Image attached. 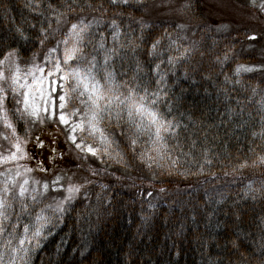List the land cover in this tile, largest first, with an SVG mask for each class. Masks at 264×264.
Returning a JSON list of instances; mask_svg holds the SVG:
<instances>
[{
    "label": "trees",
    "instance_id": "trees-1",
    "mask_svg": "<svg viewBox=\"0 0 264 264\" xmlns=\"http://www.w3.org/2000/svg\"><path fill=\"white\" fill-rule=\"evenodd\" d=\"M231 1L236 10L220 8L228 14L211 18L214 0H0V59L15 51L21 68L43 63L80 21L94 43L103 37L119 48L116 21L120 42L135 45L113 58L117 80H130L139 66L143 86L159 91L157 108L178 125L158 153L146 136L133 151L115 121H105L109 156H92L63 140L58 121H46L42 133L39 122L13 117L23 147L39 144L34 169L43 180L59 170L82 185L21 264H264V9L255 6L264 0ZM7 107L11 115L14 101ZM78 107L74 101L68 111ZM9 148L0 139V152ZM54 195L61 199L52 189L38 198L17 235L58 202Z\"/></svg>",
    "mask_w": 264,
    "mask_h": 264
},
{
    "label": "snow or ice",
    "instance_id": "snow-or-ice-1",
    "mask_svg": "<svg viewBox=\"0 0 264 264\" xmlns=\"http://www.w3.org/2000/svg\"><path fill=\"white\" fill-rule=\"evenodd\" d=\"M57 22H60L59 17ZM112 27L114 29L112 41L119 44V48L107 47L103 37L94 43L89 39L90 25L80 21L71 24L65 38L58 41L56 47L48 50L42 64L34 63L27 70L22 69L17 59H14L17 55L15 51L7 53L0 59V127L6 130L0 132V139L10 144L6 152H0V166L16 164L15 174L10 167L0 171V238L6 237L3 239L2 247L10 249L12 253L27 254L29 249L25 244L31 241H36L38 246V238L41 237L46 225L52 222V217L67 210L65 205L82 187L70 183L64 189L67 195L63 200L55 205H46L36 214L34 223L24 224L23 234L17 235L22 217L30 215L32 207L39 202L38 198L49 191V184L44 183L41 186L39 181L30 180L27 176V173L32 171L30 168L24 167L21 170L18 162L27 154L23 148L25 141L17 134L13 117L17 121L25 120L32 123L58 121L60 126L67 129L68 140L78 150L92 156H99L101 149L87 144L82 138L78 141V134L82 136L87 133L92 137L98 135L100 143L107 146L103 149L104 153L108 154L111 140L103 127L105 121L109 124L115 121L117 127H120L121 135L128 137L129 146L133 151L140 138L146 136L154 145L152 151L164 153L167 148L166 137L176 135L178 125L166 119L157 108L161 99L159 91L150 93L140 82L139 66L130 80L122 82L117 80V74L111 67L113 58L125 47L134 51L135 45L132 41H129L128 45L122 44L116 21L112 22ZM43 43L42 40L41 44ZM159 43L158 40L153 44V55L156 54ZM90 44L91 50L86 52L85 49ZM188 52L189 50L185 49L179 56H169L168 64L175 65ZM160 67V64L155 67L157 75H160ZM10 71L11 76L7 74ZM163 80L164 77L160 75L156 83L160 85ZM9 99L15 103L11 115L7 107ZM74 101H78L80 107L69 112L68 108ZM76 117H79V120L75 119ZM260 163L264 164V157L260 158ZM60 180L61 177L58 176L52 184L56 185ZM17 207L19 212L15 211ZM46 210L50 211L52 216L45 215ZM13 216L16 219L15 224L10 223ZM9 227L12 229L11 232L7 231ZM14 241H17L15 247ZM2 260L3 254L0 253V264ZM10 264H15V257Z\"/></svg>",
    "mask_w": 264,
    "mask_h": 264
},
{
    "label": "rangeland",
    "instance_id": "rangeland-1",
    "mask_svg": "<svg viewBox=\"0 0 264 264\" xmlns=\"http://www.w3.org/2000/svg\"><path fill=\"white\" fill-rule=\"evenodd\" d=\"M228 1L229 0H214L216 5L213 4L212 7L209 5V9H208L210 11L209 12L210 17L213 18L214 15H218V16L224 17V15L228 14L227 13L228 10H230V9L232 11L236 10L235 7L233 8V6L231 5L232 1L231 0H230V2H228ZM210 4H212V3H210ZM255 6L261 7L262 9H264V7H262V6H264V1L256 2ZM220 8H224V9H228V10L222 11ZM62 47H63V45H61V48ZM39 64H42V63H39ZM29 66L23 67L22 69L27 70V68ZM69 112H71V111H69ZM75 119L79 120V117H76ZM48 122H50L49 124H51V123L55 124V122H53L51 120H49ZM39 124L41 125L42 133H44V132L49 130V125L48 124H46V123H39ZM60 127L62 128V129L60 128L61 132H64V134H65V135H63L64 136L63 140H65V142H69V140L66 137L67 136V129L64 128L63 126H60ZM81 138L84 139V141L87 144L92 145V146L97 147V148H100L101 149V154L106 155L104 153L103 149L105 147H107V146L100 143L98 135L96 137H92V136H89L87 133L82 134V136H80L78 134V141ZM69 143H71V141ZM32 145H33L32 143H29V145L27 144L26 146L23 147L24 151H25V153L27 155L25 156V158L23 160L19 161V164L21 165V170H23L24 167L32 169V171L30 173H27L28 178H30V180L39 181L41 186L44 183H48L49 184V190H51V189L53 190L55 188L56 190H53V191L54 192H59V194L61 195V199H60L59 195H54L53 197L55 198V200L58 201V202L63 200L64 197L67 195V192L64 189H66L68 187V185L71 183V178H69V176H68L69 174H67V173H65L63 171L53 170V174H49L48 176H46L47 179L43 180L39 176V174H37L38 171L36 169H34V166L38 162V159H39V156H40L39 144L37 146H32ZM45 154L46 155H44L45 156L44 159H45L46 164L43 165V166H44V169L47 170L49 168L50 158L52 157V155H50V153H48V154L45 153ZM86 154H88V153H86ZM106 156H109V155H106ZM10 168L13 169V174H15L16 165L13 166V167H10ZM58 176L61 177V180L56 185H53L52 182L54 180H56V178ZM41 191H43L42 188H41ZM75 196H77V193L74 194V198H75ZM42 235H43V232H42ZM42 235H41V237H42ZM40 238H38V240ZM36 244H37L36 241H31L30 243H26L25 247L28 248L29 245H36ZM15 245H16V243L13 244V247H15ZM0 253L3 254L2 264H10V262L13 259V257H15V264H21L20 262H22L24 260V257H25L24 253H18V254L17 253H12L10 249H6L4 247H2ZM21 257H23V259H21Z\"/></svg>",
    "mask_w": 264,
    "mask_h": 264
}]
</instances>
